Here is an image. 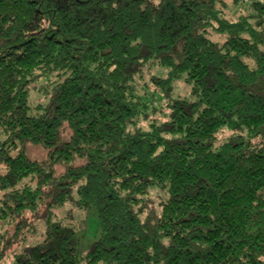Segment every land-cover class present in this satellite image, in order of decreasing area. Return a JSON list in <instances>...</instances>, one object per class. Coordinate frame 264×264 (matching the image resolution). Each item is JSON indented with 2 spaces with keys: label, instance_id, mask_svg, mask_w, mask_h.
<instances>
[{
  "label": "trees",
  "instance_id": "obj_1",
  "mask_svg": "<svg viewBox=\"0 0 264 264\" xmlns=\"http://www.w3.org/2000/svg\"><path fill=\"white\" fill-rule=\"evenodd\" d=\"M227 2L0 0V264H264V0Z\"/></svg>",
  "mask_w": 264,
  "mask_h": 264
},
{
  "label": "rangeland",
  "instance_id": "obj_2",
  "mask_svg": "<svg viewBox=\"0 0 264 264\" xmlns=\"http://www.w3.org/2000/svg\"><path fill=\"white\" fill-rule=\"evenodd\" d=\"M235 0H228L227 4L229 5V7L227 8L228 10V14L230 15V17L234 18H238L240 16V14L244 11V13H247L250 8V4L251 2H253L254 0H248L250 1L249 4L245 3L244 0H241L240 4H237L234 2ZM216 39H218V36H215ZM165 70L159 67H156L155 69H153V74H162ZM149 77H146V81L148 80ZM175 87H176V92L187 96L190 94L191 89L189 88L188 85H185L184 82H180V83H175ZM189 93V94H188ZM35 95V94H34ZM37 99V96H35V100ZM156 108H161L162 103L157 102L155 104ZM155 115H160V113L157 114V111L155 113H153ZM31 153L38 158H43L45 155V152L42 149H37V148H32L31 149ZM1 195V194H0ZM161 194L155 192L154 193V198L155 200H160L159 196ZM57 216L62 219V220H66L69 223H73L76 226H78L80 228L81 231H84L86 239L85 242H92L94 240L97 239V236L99 234L98 232V219L96 214L94 213V211H89V212H82V210L76 209L74 207V205L72 203H68L66 204V206L62 207V208H58L57 210ZM44 230V227L40 226V231ZM42 238V236L38 235L36 238L30 239L29 243L30 244H34L37 241H40ZM2 264H13V252L9 253V256L4 260V262Z\"/></svg>",
  "mask_w": 264,
  "mask_h": 264
}]
</instances>
